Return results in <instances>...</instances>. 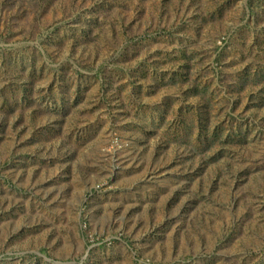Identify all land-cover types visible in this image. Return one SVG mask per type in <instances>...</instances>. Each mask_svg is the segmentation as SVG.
I'll return each mask as SVG.
<instances>
[{"label": "rangeland", "instance_id": "1", "mask_svg": "<svg viewBox=\"0 0 264 264\" xmlns=\"http://www.w3.org/2000/svg\"><path fill=\"white\" fill-rule=\"evenodd\" d=\"M0 264H264V0H0Z\"/></svg>", "mask_w": 264, "mask_h": 264}]
</instances>
